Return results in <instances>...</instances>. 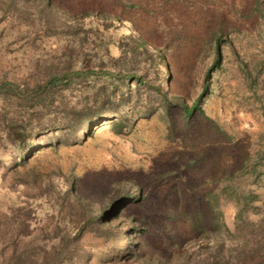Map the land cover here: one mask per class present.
<instances>
[{
	"label": "rangeland",
	"instance_id": "obj_1",
	"mask_svg": "<svg viewBox=\"0 0 264 264\" xmlns=\"http://www.w3.org/2000/svg\"><path fill=\"white\" fill-rule=\"evenodd\" d=\"M262 221L264 0H0V264H224Z\"/></svg>",
	"mask_w": 264,
	"mask_h": 264
},
{
	"label": "trees",
	"instance_id": "obj_2",
	"mask_svg": "<svg viewBox=\"0 0 264 264\" xmlns=\"http://www.w3.org/2000/svg\"><path fill=\"white\" fill-rule=\"evenodd\" d=\"M218 55V51H216ZM85 109H89L87 106L81 107L79 112H82ZM185 113L187 115H190L192 113L191 109L185 108ZM100 115V114H98ZM95 118H98L96 115H90L88 114L87 118L85 119L83 123V128L86 129L91 124L92 120ZM258 228L260 232L264 233V221L261 222L260 225H258ZM252 246L249 248H244L243 250L239 249H232V248H223V243L217 242V244H214V246L211 247L212 253L214 254L215 258H220L222 260V263L224 264H238L243 263L244 259L248 255L247 253L258 255L262 249L264 248V237L263 239L256 240L252 244ZM261 255V254H260ZM218 263V262H216Z\"/></svg>",
	"mask_w": 264,
	"mask_h": 264
}]
</instances>
